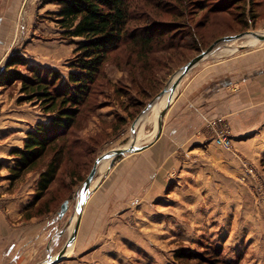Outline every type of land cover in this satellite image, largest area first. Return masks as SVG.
<instances>
[{"label":"rangeland","instance_id":"374dc122","mask_svg":"<svg viewBox=\"0 0 264 264\" xmlns=\"http://www.w3.org/2000/svg\"><path fill=\"white\" fill-rule=\"evenodd\" d=\"M15 3L17 34L9 48L0 35L7 54L0 80L6 69L30 76L32 68H46L66 81L80 38L67 35L51 14L59 5L0 0V16L9 15ZM130 13L127 36L109 52L73 127L59 132L47 154L18 178L11 171L13 149L23 147L28 130L49 124L55 113L23 92L16 76L0 86V207L21 232L29 228L32 240L26 244H34L17 263L42 264L65 247L72 221L77 215L74 229L80 217L84 181L103 157L74 247L55 264H264V102L258 111L244 104L242 129L227 116L206 119L196 132L208 141L188 145L177 143L178 130L164 127L156 139L153 109L183 66L217 39L264 34V0H131ZM150 36L152 42H146ZM245 40L219 43L193 70L227 81L237 65L244 79L251 78L256 64L262 75L264 40L252 45ZM10 57L16 62L7 67ZM169 110L163 126L173 120ZM159 119L160 113L158 126ZM141 129L145 138L137 146L153 141L148 148L106 155L136 143ZM222 131L231 136L232 148L216 141ZM54 157L61 168L43 192L41 173ZM103 160L109 162L102 171ZM65 201L68 210L60 218ZM2 258L3 264H15L8 253Z\"/></svg>","mask_w":264,"mask_h":264},{"label":"trees","instance_id":"16d2710c","mask_svg":"<svg viewBox=\"0 0 264 264\" xmlns=\"http://www.w3.org/2000/svg\"><path fill=\"white\" fill-rule=\"evenodd\" d=\"M47 1L59 5L51 14L56 17L65 33L80 39L77 41V55L71 62L66 81H63L62 76L57 77L56 72L49 74L46 68H32L30 76L19 71L11 74L13 69H6V73L2 75L1 86L8 84L16 76L23 82V92L30 93L32 98L39 97L43 100L45 110L55 113L49 124L41 122L28 130L23 147L13 149L15 164L11 166V171L14 178L33 169L47 154L51 145L62 136L59 132L73 127L101 66L109 52L126 38L131 20V0ZM152 39L151 36L147 37L146 42H152ZM12 57L6 63L7 67L16 62ZM61 163L60 158L54 157L41 173L39 184L43 192L56 179Z\"/></svg>","mask_w":264,"mask_h":264},{"label":"crops","instance_id":"0c3cea01","mask_svg":"<svg viewBox=\"0 0 264 264\" xmlns=\"http://www.w3.org/2000/svg\"><path fill=\"white\" fill-rule=\"evenodd\" d=\"M18 10L19 5L15 3L14 7H11L9 15L0 16V35L3 36L7 46L12 45L13 37L17 34ZM5 23L7 26L3 27ZM6 57L5 47H2L0 49V66ZM256 67L258 65L253 64L252 77L244 79L242 76L243 67L237 65L231 74L227 75L232 78L227 81L220 80L223 76L212 80L213 75H210L208 71L204 69L194 71L191 68L178 86V91L176 90V97L174 96L175 99L169 107L173 120L165 123L164 131L178 130L179 140L177 143L181 145L206 143L209 136L207 137L206 134L201 136L196 130L204 125L206 119L217 115L227 116L231 123L242 129L244 104L257 105L256 110L258 111V105L264 102V73L260 75L259 71H256ZM3 114L2 111L1 118H3ZM29 233L32 232L27 226L21 232L19 223L18 225L12 223L8 214L0 207V264H3L1 259L5 253L12 255L15 264L23 259L22 255L29 249L28 246L34 245L27 246L32 240Z\"/></svg>","mask_w":264,"mask_h":264},{"label":"water","instance_id":"95a60500","mask_svg":"<svg viewBox=\"0 0 264 264\" xmlns=\"http://www.w3.org/2000/svg\"><path fill=\"white\" fill-rule=\"evenodd\" d=\"M253 34H255L256 36H258L261 40H264V34H260L258 32L255 31H249ZM249 32H242L239 34H235V35H227L224 36L222 38L217 39L214 43H212V45H210L206 50L202 51L201 53H199L197 56H195L194 58H192L189 62H187L180 74L178 75L177 79L172 83L171 86L166 87L162 90V92L159 94V96L164 95L168 90L170 91V97L168 100V103L166 104L164 110L161 111L160 113V119H159V126H158V130H157V134H156V139H158L162 132H163V118L166 114L167 109H169L172 101H173V97H174V93L176 91V89L179 86V83L181 81V79L191 70V68H193L197 63H199L203 58H205L209 53H211L213 51V49L215 48V46H217L219 43L221 42H227L230 40H235L238 38H241L243 36H245V34L249 33ZM152 103H150L151 105ZM153 143V141L145 146H137L135 143L130 144L129 146L126 147H122V148H117L115 150H113L110 153H107L106 155H110L112 157L117 156V155H122V154H127V153H131V152H140L146 148H148L151 144ZM103 159V157H99L97 159V161L95 162L92 170L90 171L89 175L87 176L86 180L84 181V185L79 197V219L77 221V224L75 225L74 231L72 232V234L70 235L67 244L65 245V247L58 253L57 256H55L54 258L50 255L48 257V259H46L42 264H55L57 261L61 260L62 257L65 255V253L67 252L68 247L75 241V239L77 238L78 232H79V228H80V224H81V215L83 213V208L82 206L84 205V203L87 201L91 191H92V184L94 181V178L97 174L98 171V165L100 163V161ZM68 201H65L62 206H61V211L59 212V217L62 218L67 210H68Z\"/></svg>","mask_w":264,"mask_h":264},{"label":"bare ground","instance_id":"6f19581e","mask_svg":"<svg viewBox=\"0 0 264 264\" xmlns=\"http://www.w3.org/2000/svg\"><path fill=\"white\" fill-rule=\"evenodd\" d=\"M245 37H246V40L244 41V44H255V43H257L259 40H260V38L258 37V36H256L255 34H253V33H251V32H249V33H247V34H245ZM237 47V46H236ZM223 48H225V47H223ZM236 48L235 47H233V48H228L227 47V50H232V51H234ZM222 50H224V49H222ZM225 52V51H224ZM177 90V89H176ZM176 92L177 91H175V93H174V96L176 95ZM169 97H170V91L168 90L165 94H164V96L161 98V100L159 101V102H156L155 103V105L153 106V109L155 110V121H156V128H155V132L154 133H156V130H157V128H158V115H159V113H161V108L162 107H164L167 103H168V100H169ZM174 98V97H173ZM143 119V118H142ZM139 123V122H138ZM144 135H145V133H144V131L141 129L140 130V132L138 133V138H137V140H136V145H139L140 144V142H141V138L142 137H144ZM153 137V136H152ZM152 137H150V139L152 138ZM145 138V137H144ZM108 162L109 161H107V160H103L102 162H101V164H100V168L102 169V171L103 170H105V168L108 166ZM97 182V181H96ZM94 183V182H93ZM77 215L74 217V220L72 221V224H71V226H70V230H71V232H73V226H74V221L77 219ZM73 244H71L69 247H68V249H67V252H66V254L67 253H69V252H71L72 251V249H73ZM53 258L55 257V256H52Z\"/></svg>","mask_w":264,"mask_h":264},{"label":"built area","instance_id":"2783aa9c","mask_svg":"<svg viewBox=\"0 0 264 264\" xmlns=\"http://www.w3.org/2000/svg\"><path fill=\"white\" fill-rule=\"evenodd\" d=\"M216 141L223 147L230 149L233 146L232 138L229 134L226 133V131H222L220 136L216 138Z\"/></svg>","mask_w":264,"mask_h":264}]
</instances>
